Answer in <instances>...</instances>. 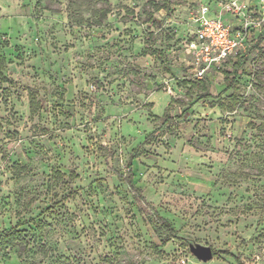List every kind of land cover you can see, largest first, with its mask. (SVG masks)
<instances>
[{
  "label": "rangeland",
  "instance_id": "1",
  "mask_svg": "<svg viewBox=\"0 0 264 264\" xmlns=\"http://www.w3.org/2000/svg\"><path fill=\"white\" fill-rule=\"evenodd\" d=\"M199 1L0 0V264H264V0L194 79Z\"/></svg>",
  "mask_w": 264,
  "mask_h": 264
},
{
  "label": "built area",
  "instance_id": "2",
  "mask_svg": "<svg viewBox=\"0 0 264 264\" xmlns=\"http://www.w3.org/2000/svg\"><path fill=\"white\" fill-rule=\"evenodd\" d=\"M233 0H200L189 11L193 22L191 34L185 40L184 51L194 79H203L212 69L245 49L250 29L258 23ZM234 14L240 19L238 26L226 22L223 13Z\"/></svg>",
  "mask_w": 264,
  "mask_h": 264
},
{
  "label": "trees",
  "instance_id": "3",
  "mask_svg": "<svg viewBox=\"0 0 264 264\" xmlns=\"http://www.w3.org/2000/svg\"><path fill=\"white\" fill-rule=\"evenodd\" d=\"M263 38H264V35H262L259 38L258 41L261 42V40H263ZM1 65L3 66V63H1ZM232 73H233V76H234L236 72H234V71H228V72H226L225 73V76H224V80H228L229 75L232 74ZM227 86H229V84ZM28 100H29V111H30V113L31 114L36 113V111L39 108V101L36 98L35 92L32 89L28 90ZM169 118H171V117L167 116L166 117V120H169ZM162 224L166 227V229L168 230V232H171V233L176 232V230L166 220H163V223ZM19 233L20 232H18L16 230V227H12V228H10L9 230L6 231V233H5L6 236H4V238H5L4 240H9V242L11 240V242H14L15 240L19 239V237H20L19 236ZM222 253H229V254H231L228 251H223ZM216 254H217V252L214 251L213 252V255H216ZM236 258H238V260L240 261V259H239L238 256H236Z\"/></svg>",
  "mask_w": 264,
  "mask_h": 264
},
{
  "label": "water",
  "instance_id": "4",
  "mask_svg": "<svg viewBox=\"0 0 264 264\" xmlns=\"http://www.w3.org/2000/svg\"><path fill=\"white\" fill-rule=\"evenodd\" d=\"M192 254L201 261H208L213 257V250L210 246L205 245H192L190 247Z\"/></svg>",
  "mask_w": 264,
  "mask_h": 264
}]
</instances>
